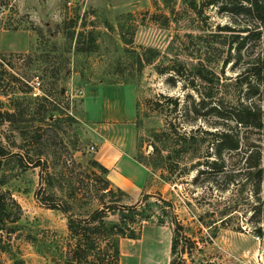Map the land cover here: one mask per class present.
I'll use <instances>...</instances> for the list:
<instances>
[{"label": "rangeland", "instance_id": "rangeland-1", "mask_svg": "<svg viewBox=\"0 0 264 264\" xmlns=\"http://www.w3.org/2000/svg\"><path fill=\"white\" fill-rule=\"evenodd\" d=\"M234 18L216 6L206 7L199 16L184 0L168 4L163 0H0V140L7 153L2 158L0 188L21 207L19 219L6 223L15 230L0 228V264H56L49 242L56 238L63 243L67 236L64 215L35 197L40 167L32 162L46 161L55 177L53 190L62 194L60 175L93 182L91 170L100 173L91 163L100 162L98 146L101 155H111L118 154L122 143H131L134 160L148 162V167L142 164L141 183L120 188L123 193L116 194L120 203H135L143 194L171 200L185 233L196 243L190 256L184 254L188 264H264V220L259 223L263 234L257 236L255 207L259 201L252 183L245 187L231 184L220 191L224 180L219 175L207 180L195 170L180 171V166L201 159L198 156L205 154L211 135L200 132L198 154L185 157L173 155L170 141L153 136L163 129L165 115L177 130L214 129V116L206 109L185 115V107L199 99L191 85L173 73H158L156 66L204 58L209 68L219 72L225 52L216 56L211 47L250 24L246 17ZM217 25L230 26L232 31H220ZM150 54L152 62H145L143 58ZM6 69L18 72L23 82L20 90L2 93ZM223 72L226 77L235 76L230 63ZM34 76L40 81L36 87ZM221 82L226 84L222 97L231 100L235 96L232 86L224 78ZM200 89L205 95L207 84ZM161 95L178 97L176 110L173 101ZM84 99L91 119L120 116L117 122H108L110 127L104 122L99 125L94 139L88 137L91 133H83L90 130L81 125ZM6 112L14 115L8 118ZM153 146L161 151L160 156ZM167 154L169 159L164 158ZM167 161L173 170L169 180L160 175ZM124 169L129 173L128 167ZM232 195L240 197V203L226 218L218 199ZM260 197L264 202V180ZM85 208L74 210L78 213ZM221 218H226L223 223ZM116 220V216L109 217V221ZM170 239L168 223L144 222L139 238H120V261L144 264L145 256L154 255L157 264H168Z\"/></svg>", "mask_w": 264, "mask_h": 264}, {"label": "trees", "instance_id": "trees-1", "mask_svg": "<svg viewBox=\"0 0 264 264\" xmlns=\"http://www.w3.org/2000/svg\"><path fill=\"white\" fill-rule=\"evenodd\" d=\"M163 1L168 4L170 0ZM184 1L199 16L206 7L216 6L221 11L230 13L234 21V17L240 15L246 17L250 24L247 23L242 29L234 31L230 26L217 25L220 31H232L227 36L228 40H217L216 46L211 47L216 56L225 52L219 72L209 68L204 62L209 60L204 58H197L195 63L176 60L171 64L156 66L158 73H173L185 80L186 85H191L199 94V99L197 102L191 101L193 106L185 107V115L188 116L189 112L197 115V111L206 109L214 116L211 122L214 129L208 131L197 127L195 130H186L181 127L177 130L165 115L163 129L153 132V136L159 140L170 141L173 145V155L185 157L187 154L197 153L200 149V132L211 135L205 154L198 156L201 159L180 166V171L182 174H189L191 170H195L198 176H204L207 180L211 179L210 175L215 179L219 175L224 180L223 185L218 186L220 191L228 190L231 184L245 187L252 183L253 192L259 201L255 207L258 225L254 232L260 236L263 229L259 223L264 220V209L260 208V205L264 204L260 197V187L264 180V148H261V143H264V0ZM11 27L17 28L18 25ZM146 51L153 53L151 49ZM152 58L153 54H150L143 60L151 63ZM229 63L232 69H235V76L226 77L223 74V68ZM17 73L14 69H6L7 79L2 86V93L9 94L20 90L23 82ZM222 78L234 90L235 96L231 100L222 97V89L226 85L221 82ZM204 84H207L208 90L205 95L200 89ZM161 96L173 101V110H176L180 101L178 97ZM13 115V112H6L8 118ZM153 152L161 155L157 146H153ZM6 154L0 140V171L2 158ZM164 158L169 159L170 154ZM234 158L236 159L232 160ZM138 162L148 165V162ZM32 163L35 167H40V186L35 192V197L42 205L60 211L66 218L67 236L64 242L59 243L56 238L49 242L56 264H120V238H139L143 223L148 221L157 224L168 223L171 227L168 264H188L184 254L190 256L191 248H194L196 243L185 233L183 223L173 212L171 200L160 195L143 194L135 203H120V195L116 194H122V190L112 185L106 176L107 168L97 160L91 162L100 171L98 173L91 170L89 173L93 182L76 181L70 177L63 179L60 175L63 193L59 194L53 190L55 177L48 170L46 161L38 158ZM171 164L167 161L161 167L160 175L165 177V180H169L172 175ZM238 165L240 166L235 169ZM42 170H45V177ZM1 183L0 178V185ZM238 193H241L239 189ZM152 198H155V202H150ZM239 198L232 195L227 199H218L223 204L226 218L236 212ZM92 203H95V206L91 207ZM84 207L87 208L83 212L77 213L74 210ZM20 214L21 207L18 202L8 191L0 188V228L13 232L14 227L6 226V223H15ZM110 216H116L117 220L109 221ZM226 218H221L220 222L223 223ZM21 262L20 260L19 263Z\"/></svg>", "mask_w": 264, "mask_h": 264}, {"label": "crops", "instance_id": "crops-1", "mask_svg": "<svg viewBox=\"0 0 264 264\" xmlns=\"http://www.w3.org/2000/svg\"><path fill=\"white\" fill-rule=\"evenodd\" d=\"M87 98V97H86ZM85 98V99H86ZM92 100L93 97L91 96ZM84 99L83 106H82V116L83 119H81V125L82 126H87L88 132H83L85 135L88 136V134L91 133V135H89L88 137L91 139H94V137H96V129L99 125L106 124V127H110V124H108V122H117V118H119L120 116H116L115 115H111L109 114L105 120L100 121L97 119H91L88 116V112L87 109L85 107V103L86 100ZM135 110V108H134ZM135 114V111H134ZM133 114V116H134ZM130 116V117H133ZM102 122V123H100ZM117 128V127H115ZM95 134V135H94ZM94 141V140H93ZM95 143V142H94ZM106 146L103 147V149ZM101 149L98 146V151H96L97 153V157L98 160L100 161V163L107 168V178L112 181V185H115V187L117 188H121L122 186H126L128 183H141L144 179V175H145V170L142 164L138 163L137 161L134 160L133 158V150H134V146L131 143H122V146L120 147L118 154H111V155H107V154H103L101 155ZM109 151V150H108ZM125 167L129 168V173L128 171H125ZM134 170L137 171L138 176L134 173ZM129 174V176L127 175ZM137 243H133V245H136ZM139 245V244H138ZM169 250V247H168ZM157 255L160 254V248L156 251ZM168 253V251H167ZM142 256H144V254L142 253ZM141 256V257H142ZM154 255H148L145 256L146 259L144 257H142V260L144 258V264H157L156 263V258L157 257H153ZM120 264H124L123 261H120Z\"/></svg>", "mask_w": 264, "mask_h": 264}, {"label": "built area", "instance_id": "built-area-1", "mask_svg": "<svg viewBox=\"0 0 264 264\" xmlns=\"http://www.w3.org/2000/svg\"><path fill=\"white\" fill-rule=\"evenodd\" d=\"M39 84H40V81H39L38 76H34V77H33V80H32V85H33L34 87H36V86H38Z\"/></svg>", "mask_w": 264, "mask_h": 264}]
</instances>
